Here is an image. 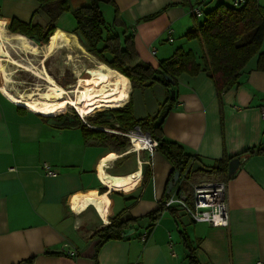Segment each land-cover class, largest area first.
<instances>
[{"label":"crops","instance_id":"crops-1","mask_svg":"<svg viewBox=\"0 0 264 264\" xmlns=\"http://www.w3.org/2000/svg\"><path fill=\"white\" fill-rule=\"evenodd\" d=\"M232 2L101 0L98 6L110 7V24L117 16L126 36L132 37L139 60L157 68L177 49L191 51L201 64L198 41L185 38L203 19L192 15V10L205 14L220 3L231 6ZM92 3L67 0L68 11L54 22L55 31L74 36L80 45L71 33L75 27L72 12ZM258 4L264 8V0ZM12 20L41 27L50 24L36 0H0V22L8 32ZM117 30L122 32V28ZM25 38L29 48L23 55L34 63L40 47ZM256 61L255 56L242 70L238 84L221 95L203 72L177 78L175 106L163 121L162 133L194 161L191 179L178 178L169 193L171 165L159 152L133 149L131 140L118 131L86 138L81 125L62 127L54 117L15 106L0 93V264H191L181 232L187 235L198 264H264V153L244 156L245 161L229 180H219L227 187L226 228L195 223L174 207L163 210L151 230L148 220L142 219L126 229L125 233H133L125 238L98 247L95 236L112 221L146 217L166 198L183 192V181L191 185L215 180L200 176L201 168L242 157L246 149L264 150V122L260 118L264 72L256 69ZM129 85L131 89L130 81ZM156 86L160 87H152L163 92L164 101V90ZM112 155L117 158L111 159ZM45 165L55 176L46 175ZM100 167L107 181L131 176L134 184L107 187ZM89 196L98 199L104 218L94 206L75 212L78 201ZM146 229L147 238L141 241Z\"/></svg>","mask_w":264,"mask_h":264},{"label":"trees","instance_id":"trees-1","mask_svg":"<svg viewBox=\"0 0 264 264\" xmlns=\"http://www.w3.org/2000/svg\"><path fill=\"white\" fill-rule=\"evenodd\" d=\"M36 1L47 13L50 24L41 27L12 20L8 30L13 34L23 35L37 44L43 45L48 42L46 44L48 45L49 38L55 31L54 22L61 14L68 11L67 0ZM93 1L94 3L90 6H82L72 12L75 27L71 33L77 37L87 53L126 77L130 81L132 91L159 85L165 92V99L152 117L135 119L131 100L122 108L103 111L88 120L92 127L99 128L95 131L86 128L75 115H62L54 119L59 120L62 127L81 125L86 138L91 137L92 134H98V136L105 134L100 130L103 127L121 133H127L139 127L143 133H148L151 139L156 140V151L171 165L167 185L175 172L179 174L180 179L184 177L189 181L191 179L190 165L194 158L186 154L176 143L167 141L161 128L167 113L175 106L174 89L177 86V78L182 74L196 76L203 72L213 82L216 93L221 95L238 84L242 70L255 56L256 69L264 72V52L261 51L264 41V8L259 6L258 0H245L240 6L218 4L205 14L202 13V22L185 34L188 41H198L202 50L201 64L197 62L191 51L185 52L177 49L172 56L161 61L157 68H152L139 60L133 39L131 36H126L128 35L127 30L123 24L117 22V16L112 24H107L98 6L101 0ZM117 28H122V32L119 33ZM261 153H264V150L246 149L240 155ZM232 159L226 158L215 162L211 167L201 168L198 173L215 180H229L231 177L227 174V168ZM181 188L189 191V183L181 182ZM163 210V207L159 205L157 210L147 214L144 218L112 221L110 225L95 234L98 239L97 246L110 240L125 238L126 229L142 219L148 220L150 223L148 230H151ZM180 235L188 251L190 263L198 264L194 250L189 247L187 235L183 232Z\"/></svg>","mask_w":264,"mask_h":264},{"label":"bare ground","instance_id":"bare-ground-1","mask_svg":"<svg viewBox=\"0 0 264 264\" xmlns=\"http://www.w3.org/2000/svg\"><path fill=\"white\" fill-rule=\"evenodd\" d=\"M64 47L77 49L83 55L88 56L83 48L78 45L74 36L61 30H56L51 36L49 47L45 50L43 59L41 58L42 66L36 67L32 61L26 60L24 57L28 52L29 41L23 36L10 34L6 30L5 24L0 22V93L15 106L23 107L36 114L48 116L62 111L68 106L74 108L79 116L85 117L90 110L99 107L118 109L127 104L131 90L129 81L119 72L111 70L97 61H88L92 65L90 67L85 64L73 66V75L76 77V83L72 87L62 88L47 73L44 61L49 60L53 52L59 51ZM12 54L17 55L18 58L13 57ZM20 69L31 73L40 82H43L44 89L37 87L33 91L23 92L18 90V87L16 88L15 86L13 75L19 72ZM53 88L55 93L50 96L49 92ZM147 142V138L132 136V145L135 150H141V148L146 146ZM115 158H117L116 155L111 156V159ZM99 169L101 180L107 187L119 188V186L124 184L131 186L134 184L135 178L131 176L121 180L119 178L114 180L111 178L110 181H107L103 177L101 167ZM89 206L96 207L104 218L100 202L92 196L79 200L74 209L78 213Z\"/></svg>","mask_w":264,"mask_h":264},{"label":"rangeland","instance_id":"rangeland-1","mask_svg":"<svg viewBox=\"0 0 264 264\" xmlns=\"http://www.w3.org/2000/svg\"><path fill=\"white\" fill-rule=\"evenodd\" d=\"M99 9L103 14L106 23L110 24L111 23L110 7L106 5H101V6L99 5ZM49 39L51 40V38ZM36 45L40 47V50L38 51L39 53L36 52V55L38 57L36 58V61H34V64L36 67H40L42 66L41 61H40L41 56L44 55V52L46 49H48L49 45L48 47H45L47 46L46 44L42 45V44L36 43ZM14 56L17 57V55H14ZM88 61L93 62L92 59L88 58V56L86 55H83L77 49H73L70 47H64L59 51L56 50L55 52H53L52 57H50L49 60L47 59L44 61V65H45L47 73L51 76V78H53L62 88H69L75 85L76 83V77L75 75H73V66L85 64L87 67H90L91 64ZM13 77H14L13 80L16 83L15 86L16 88L18 87L17 89L20 91H23V92L33 91L34 88L36 89L37 87H40V89H44L43 82H40V80L35 78V76L32 75L31 73L23 72V70L21 69L19 72L15 73ZM155 88H160V87L156 86ZM50 91H51L49 92L50 96L53 93H55L54 88L53 90H50ZM129 96L131 97V101H132V110H133L134 118L141 119L146 116L152 117L154 116V114L157 113V109H158V106L160 105V101H162L161 99L163 97V92L160 89L159 90L154 89L153 87L142 88V89L140 88V89H136L132 91V93L129 94ZM113 109L114 108L99 107V108L90 110V112H88L85 117H81L79 116L78 113H76V110L74 108H71L70 106H68L64 108L62 111H59L51 116H48L45 114H41V115H45L48 117H54V118L58 116H62V115L63 116L64 115H69V116L75 115L80 122L82 123L85 122L89 127H92L90 125V122L88 121L89 118H92L101 112L103 113V111H109ZM103 128H100V129H103ZM102 131L105 132V134L114 135V134H110L111 131H114V130L104 128V130ZM199 179H203V178L199 177Z\"/></svg>","mask_w":264,"mask_h":264},{"label":"built area","instance_id":"built-area-1","mask_svg":"<svg viewBox=\"0 0 264 264\" xmlns=\"http://www.w3.org/2000/svg\"><path fill=\"white\" fill-rule=\"evenodd\" d=\"M244 1L245 0H233L232 5L240 6L241 4H244ZM192 15L196 18L202 17V13L199 9H193ZM260 118L264 122V102L260 106ZM83 123L86 125L85 122ZM123 135L131 140V145L132 136L147 138L148 142L145 144L146 146L141 148V150L148 152L149 154L156 151V140L151 139L148 133H143L139 127H136L130 132L123 133ZM48 168L49 167L46 165L42 168L46 171V175L55 176V173ZM226 192L227 187L223 181L199 180L189 185V191H179L166 198L161 202V206L164 210L177 207L184 213V215H187L190 220L195 223H206L212 227L226 228L229 224ZM147 235L148 231L146 229V232L140 236L141 241H145Z\"/></svg>","mask_w":264,"mask_h":264},{"label":"water","instance_id":"water-1","mask_svg":"<svg viewBox=\"0 0 264 264\" xmlns=\"http://www.w3.org/2000/svg\"><path fill=\"white\" fill-rule=\"evenodd\" d=\"M172 95H174L173 92H171ZM245 158L244 156L242 157H239V158H234L232 159L229 164H228V176L231 177L235 174V172L237 171V169L239 168V166L245 161ZM179 178V174L177 172L174 173L173 175V178L171 179V181L169 182L168 186H167V193L170 192V190L172 189L174 183L178 180ZM133 232L132 231H129L127 232L125 235L126 236H129L131 235Z\"/></svg>","mask_w":264,"mask_h":264}]
</instances>
